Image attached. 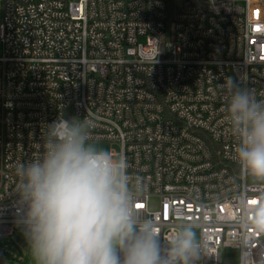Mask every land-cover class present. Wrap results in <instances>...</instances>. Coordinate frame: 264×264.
Returning a JSON list of instances; mask_svg holds the SVG:
<instances>
[{
    "label": "built area",
    "instance_id": "2783aa9c",
    "mask_svg": "<svg viewBox=\"0 0 264 264\" xmlns=\"http://www.w3.org/2000/svg\"><path fill=\"white\" fill-rule=\"evenodd\" d=\"M0 47V235L23 231L15 165L62 115L119 147L165 236L199 222L201 264H234L230 246L264 264V232L241 220L264 182L233 159L218 87L231 77L264 101V0H3Z\"/></svg>",
    "mask_w": 264,
    "mask_h": 264
},
{
    "label": "clouds",
    "instance_id": "9594fccd",
    "mask_svg": "<svg viewBox=\"0 0 264 264\" xmlns=\"http://www.w3.org/2000/svg\"><path fill=\"white\" fill-rule=\"evenodd\" d=\"M226 123L236 140L233 159L264 182V101L231 77L218 85ZM62 115L46 126L41 150L15 165L18 226L34 264H201L199 222L181 219L166 236L136 204L143 191L124 155L91 142L89 126ZM242 223L264 232V201Z\"/></svg>",
    "mask_w": 264,
    "mask_h": 264
},
{
    "label": "rangeland",
    "instance_id": "374dc122",
    "mask_svg": "<svg viewBox=\"0 0 264 264\" xmlns=\"http://www.w3.org/2000/svg\"><path fill=\"white\" fill-rule=\"evenodd\" d=\"M2 3L0 0V23L2 17ZM1 54V47H0ZM94 146L119 152V147L110 143H92ZM150 210L154 211L158 207V200L153 199L150 203ZM15 233L13 235H0V264H34L32 258L28 241L24 235V231L19 229L16 225L13 226ZM198 235L200 236V231L197 229ZM225 257H232L234 259V264L238 263L239 260V250L230 246L222 250Z\"/></svg>",
    "mask_w": 264,
    "mask_h": 264
}]
</instances>
